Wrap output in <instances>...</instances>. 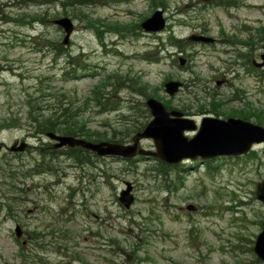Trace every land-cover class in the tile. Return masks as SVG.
Segmentation results:
<instances>
[{"label": "rangeland", "instance_id": "1", "mask_svg": "<svg viewBox=\"0 0 264 264\" xmlns=\"http://www.w3.org/2000/svg\"><path fill=\"white\" fill-rule=\"evenodd\" d=\"M63 1L0 0V140L7 146L28 143L24 152L0 151V264H264L252 250L264 220V204L254 195L264 179V143L244 155L175 164L189 170L184 186L166 194L143 175L156 158L130 163L91 157L83 165L58 156L55 171L32 174L39 160L34 146L51 142L32 136L25 117L27 102L37 97L43 106L71 102L75 122L109 129L128 114L131 98L146 100L131 84L136 78L149 84L150 96L197 123L205 115L226 119L231 109H245L249 121L264 127V68L253 64L264 52V0L225 7L212 5L215 0H157L166 20L157 32L139 26L156 9L151 0H86L74 6ZM63 16L74 24L67 44L54 23ZM134 23L139 27L131 28ZM204 27L215 44L170 47L171 56L165 52L160 62L142 56L160 42L166 46L170 33L187 39ZM61 43L59 56L55 48ZM68 54L84 66L74 63L76 77H64ZM179 55L187 58L185 66L174 63ZM104 74L121 76L110 90L122 102L99 113L91 91ZM126 75L133 82H124ZM169 79L183 82L172 97L162 87ZM51 91L50 100L44 94ZM200 106L211 111L199 113ZM140 145L154 149L151 139ZM126 181L135 196L128 209L118 201Z\"/></svg>", "mask_w": 264, "mask_h": 264}, {"label": "water", "instance_id": "2", "mask_svg": "<svg viewBox=\"0 0 264 264\" xmlns=\"http://www.w3.org/2000/svg\"><path fill=\"white\" fill-rule=\"evenodd\" d=\"M54 23L61 27L65 33L62 43L67 44L73 32L72 20L63 16L54 20ZM144 31L156 32L165 26V19L161 9L155 10L141 23ZM191 40L212 42L213 38L204 35H191ZM261 61L255 62L256 66H264V52L260 55ZM180 64L185 63V58L179 57ZM182 86L178 80L165 82V91L174 95ZM145 104L151 114V119L145 127L135 133L132 142L119 143L102 140L92 142L82 137L57 134L48 132L46 136L55 143L54 148L64 146L81 147L95 152L101 157L131 158L136 155L154 156L167 163H178L184 158L195 159L211 158L219 155H241L247 153L254 143L264 142V127L241 118L228 117L221 119L212 116L203 117L197 128L192 118L183 116L182 112L174 109H167L165 105L154 97H148ZM196 134L188 138L185 130H194ZM152 139L155 149L150 150L140 146L143 139ZM3 143L0 141V150ZM27 146L25 141H14L7 149L9 151L21 152ZM133 186L125 182V188L121 189L118 200L124 208L128 209L134 201L132 193ZM255 197L264 204V179L257 182L254 190ZM188 208H192L191 205ZM16 234L20 235L19 227ZM253 251L257 258L264 261V220L262 229L257 234Z\"/></svg>", "mask_w": 264, "mask_h": 264}, {"label": "trees", "instance_id": "3", "mask_svg": "<svg viewBox=\"0 0 264 264\" xmlns=\"http://www.w3.org/2000/svg\"><path fill=\"white\" fill-rule=\"evenodd\" d=\"M86 0H66V3L63 1L64 4H68L69 6L74 5H84L87 2ZM203 1V0H202ZM219 1V2H216ZM152 8L159 7L157 4V0H151ZM212 5H223V6H230V5H237L236 0H215ZM162 7V6H160ZM139 27L136 23L132 24L131 28ZM203 32L206 31L205 27L202 28ZM234 43H243L241 40H234ZM191 43L185 39L181 38L174 33H170L166 38V46L164 43L160 42L157 46L153 47L152 50L146 51L142 54L143 58L152 61V62H159L162 59H164V53L169 52V48L174 47L176 49H179L181 51H184V47L190 45ZM56 51L61 56L60 50L65 49L64 46H62V43L56 46ZM154 50V52H153ZM68 58L70 60L67 61V65L65 68H69V71H66L64 77L68 73H74L72 74V77H76V70L77 68L84 69V66L82 67L80 65L81 60L79 56H71L68 54ZM175 61V60H174ZM74 63L76 64L77 68L74 67ZM72 65V66H71ZM72 68V69H71ZM115 77H121L120 75H112V74H104L102 76V81H100L98 86H95V88L91 91L93 93L92 100H94L95 105L98 107V112H108L112 110L118 109L119 105L121 104V100L117 98V95H115L110 88L116 89L113 80ZM125 80L124 82L132 81L133 78L126 75L124 76ZM136 77V76H135ZM140 78V77H138ZM131 84H137L138 87L135 88V91L138 95L147 97L150 96V92L148 89H150V86L148 83H143L138 79H134V82ZM57 95H61L64 97V94L62 93H56ZM46 96H49V99L51 100L53 91L49 92L48 94H44ZM42 95V96H44ZM209 97L214 98L213 94H208ZM37 98V97H36ZM33 98L32 100L28 101V109L26 112V126L29 129L30 134L34 137H41L42 135H46L48 132H55L59 134H66V135H72V136H79L83 137L88 140L92 141H99V140H109L113 142H125L128 140H131L133 137V134L141 131L146 123L148 122L150 118V113L148 108L146 107L145 101L143 102H133V99H130V102L132 103L130 106H128V114L122 116V121L120 125L110 126L109 129L105 130H97L92 129L86 125V123H77L74 121V114L70 113V108L68 107L71 102H67L66 105L63 104V101H60L59 104L53 105V106H43L38 103L37 99ZM166 103V102H165ZM166 105V104H165ZM167 106V105H166ZM169 106V105H168ZM167 106V107H168ZM169 108V107H168ZM201 112H208L211 111V109H203V106H200ZM181 110H184L181 109ZM246 110L244 109H231L227 114L229 116H235L240 117L246 120H250V116L248 114L246 115ZM68 115V120L65 119V115ZM71 114V115H70ZM262 112L258 111V121L261 122L262 119ZM73 116V117H72ZM20 124V122H19ZM1 125H5L4 123H1ZM109 125V123H108ZM9 126V125H8ZM34 151L38 155L39 160H35L34 166H33V173L39 174V173H45V172H53L55 163L53 161V158L58 157L59 154H63V152L70 157L74 159H78L81 164L85 165L87 160L91 158L93 155L90 151L86 149H82L80 147H73L68 148L65 151L62 149L54 150L52 149V146L47 145H36L34 146ZM63 151V152H62ZM138 158H132L127 159L125 161H130V163L135 162ZM155 166H152L150 168H147V172H143V175L146 179H149L151 183H153L154 187H156L157 190H162L166 194H171L178 189H180L184 183V170L183 168L177 167V166H171L163 162H156L154 164ZM189 169H186V171ZM25 172H22L23 175ZM192 230L189 231V235L191 237ZM250 251V248L248 249Z\"/></svg>", "mask_w": 264, "mask_h": 264}, {"label": "bare ground", "instance_id": "4", "mask_svg": "<svg viewBox=\"0 0 264 264\" xmlns=\"http://www.w3.org/2000/svg\"><path fill=\"white\" fill-rule=\"evenodd\" d=\"M235 156H237V155H235Z\"/></svg>", "mask_w": 264, "mask_h": 264}]
</instances>
